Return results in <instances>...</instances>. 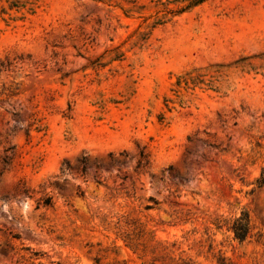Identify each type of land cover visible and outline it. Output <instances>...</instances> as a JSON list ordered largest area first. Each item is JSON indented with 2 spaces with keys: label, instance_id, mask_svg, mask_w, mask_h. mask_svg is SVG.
I'll return each instance as SVG.
<instances>
[{
  "label": "rangeland",
  "instance_id": "1",
  "mask_svg": "<svg viewBox=\"0 0 264 264\" xmlns=\"http://www.w3.org/2000/svg\"><path fill=\"white\" fill-rule=\"evenodd\" d=\"M263 166L264 0H0V264H264Z\"/></svg>",
  "mask_w": 264,
  "mask_h": 264
},
{
  "label": "trees",
  "instance_id": "2",
  "mask_svg": "<svg viewBox=\"0 0 264 264\" xmlns=\"http://www.w3.org/2000/svg\"><path fill=\"white\" fill-rule=\"evenodd\" d=\"M255 185L259 188L264 186V166L261 168L259 176L255 179ZM223 223L224 224L221 225H227V229L232 232L233 238L239 242L244 241L251 234L252 225L247 211H241L238 216H235L230 220H224ZM221 225H219V227ZM126 237L127 239H131L129 235ZM183 263L188 264L186 261H183Z\"/></svg>",
  "mask_w": 264,
  "mask_h": 264
}]
</instances>
